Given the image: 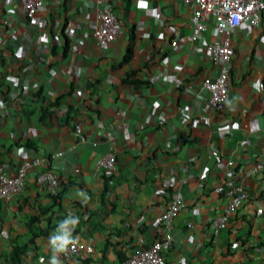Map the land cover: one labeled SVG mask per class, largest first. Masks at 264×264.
<instances>
[{"label":"crops","instance_id":"obj_1","mask_svg":"<svg viewBox=\"0 0 264 264\" xmlns=\"http://www.w3.org/2000/svg\"><path fill=\"white\" fill-rule=\"evenodd\" d=\"M105 6L118 32L99 42ZM193 7L42 0L28 17L20 0H0V172L41 159L22 191L0 198V264L15 244L26 245L25 264H119L162 235L157 218L175 197L184 206L166 264H264V13L259 27L231 32L226 96L212 109L197 88L219 72L205 44L221 33L208 24L191 40ZM107 151L110 173L96 169ZM46 169L61 181L55 199L35 180ZM236 183L248 196L215 232L223 190ZM32 217L43 235L32 238ZM65 237L85 244L78 259L56 251Z\"/></svg>","mask_w":264,"mask_h":264},{"label":"built area","instance_id":"obj_2","mask_svg":"<svg viewBox=\"0 0 264 264\" xmlns=\"http://www.w3.org/2000/svg\"><path fill=\"white\" fill-rule=\"evenodd\" d=\"M191 2L194 7L190 15L192 31L191 40H196L210 24L214 31L220 32L218 41L206 43L205 49L210 59L217 63L219 72L215 77H205L200 82L197 91L206 94L205 99L210 108L218 107L225 99L228 85V71L233 55L231 32L242 22H247L252 28L260 26L261 14L264 13V0H180ZM23 12L32 17L36 15L42 0H20ZM97 27L93 32L99 42L113 41L118 32L116 15L110 6L96 10ZM39 22H41L38 19ZM264 154V149L262 151ZM39 157L25 160L19 164L14 174L0 172V198L20 192L25 187V176L29 170L38 167ZM115 155L112 151L102 154L96 161V169L103 172H112L115 169ZM233 161H228L231 166ZM255 171V170H254ZM38 184H43L49 195L56 196L60 191L61 181L58 175L50 170H41L35 176ZM226 203L219 216L212 220L215 232L226 227L230 215L236 211L239 204L248 196L244 187L239 184L229 185L223 190ZM184 203L178 197L173 198L165 210L157 218L162 225V235L146 247L134 248L119 264H166L164 253L172 245L170 232L172 221ZM85 249V244L72 240L62 251L66 261L78 259Z\"/></svg>","mask_w":264,"mask_h":264},{"label":"trees","instance_id":"obj_3","mask_svg":"<svg viewBox=\"0 0 264 264\" xmlns=\"http://www.w3.org/2000/svg\"><path fill=\"white\" fill-rule=\"evenodd\" d=\"M129 53H130V49H127L126 53L124 55V59H127L129 57ZM135 81H137V80H130L128 78V76L123 79L124 83H133ZM56 197H57V195L53 196L54 199ZM37 221H38L37 217H32L29 219V221L26 224L27 229L32 234V238L43 235L44 231H45V229L38 227ZM25 249H26L25 244L24 245H16V244L13 245L10 256H9V260H8L9 264H25V262L23 260L24 255H25Z\"/></svg>","mask_w":264,"mask_h":264},{"label":"clouds","instance_id":"obj_4","mask_svg":"<svg viewBox=\"0 0 264 264\" xmlns=\"http://www.w3.org/2000/svg\"><path fill=\"white\" fill-rule=\"evenodd\" d=\"M60 239V243L58 245V247L56 248V251H63L65 249V247L70 244L72 241L71 239L65 237V238H59ZM53 244H55V241H52ZM51 264H59L57 258L55 256H53Z\"/></svg>","mask_w":264,"mask_h":264}]
</instances>
